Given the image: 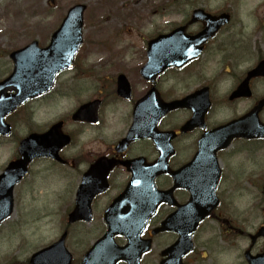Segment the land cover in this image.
Here are the masks:
<instances>
[{"label": "flooded vegetation", "instance_id": "flooded-vegetation-1", "mask_svg": "<svg viewBox=\"0 0 264 264\" xmlns=\"http://www.w3.org/2000/svg\"><path fill=\"white\" fill-rule=\"evenodd\" d=\"M216 5L215 0H168V5L164 0H144L147 24L124 42L118 40L120 35L129 36L131 29L117 28L109 35L99 31L92 42H86L87 23L83 21L82 44L72 65L56 73L46 94L5 117L10 128L25 120L29 129H34L39 121L32 104L46 101L53 108L69 96L75 99L71 109L51 117L46 129L60 124L69 138L58 152L61 160L41 158L32 162L44 161L59 174L67 173V186L72 183L75 187L61 227L72 264H80L89 247L80 240L69 245L70 229L105 225L106 210L133 175L138 183L143 182L149 166L158 160L161 170L154 180L155 188L172 192L157 207L142 239H150L152 245L159 235L175 239L177 235L172 232H152L190 201V191L201 190L204 184L207 189L217 177L218 206L207 220L210 232L215 228L227 250H241L238 264H252L264 254V204L240 211L234 202L235 196L253 187L246 177L264 175V138L234 137L228 148L215 155L211 153L213 139L201 141L214 130L228 132L230 129L224 128L246 117L264 98V25L245 24L237 14V7H245L240 0ZM227 7H232L235 14ZM171 8L179 20L167 24L165 18ZM256 23L254 19L252 24ZM56 30L50 32L47 45ZM85 45L88 50L82 54ZM8 75H0V81ZM220 84L226 85L224 90ZM172 103L175 108H167ZM248 119H243L239 128L247 131L246 125L249 129L252 124L254 128L247 133H258L257 123ZM258 119L264 124V107ZM213 156L218 160V171L210 168ZM17 158L16 147L12 160ZM188 165L190 169H186ZM174 173H178L176 188ZM80 187L99 193L91 199L89 222L69 224L67 215L75 206V192ZM250 218L259 220L258 225L253 226ZM78 242L81 251L77 253ZM196 262L194 253L184 258L185 264Z\"/></svg>", "mask_w": 264, "mask_h": 264}, {"label": "rangeland", "instance_id": "rangeland-1", "mask_svg": "<svg viewBox=\"0 0 264 264\" xmlns=\"http://www.w3.org/2000/svg\"><path fill=\"white\" fill-rule=\"evenodd\" d=\"M164 1L168 5V0ZM215 1L217 2L216 8L217 6L221 7L222 4L230 5L232 1L236 0ZM240 1L245 4V7H237L239 8L237 14L239 17H243L245 24L264 25V0ZM148 2L154 3L158 0H148ZM76 4L86 6L83 16L84 23L85 21L87 23L85 26L87 29L84 31L86 42H92L99 31H102L103 35H109L111 30L117 31V28L123 29V31L131 29L129 33L127 32L129 36L121 34L118 40L121 42L131 40L137 28L147 24L145 17L147 19L148 14L143 9L144 0H0V75L5 77L11 71L12 64L8 60V54L11 51L25 46L32 40H37L42 47L47 45L50 32L57 29L67 10ZM227 8L235 14L232 7ZM250 12L254 17L249 15ZM177 19L174 9L171 8L166 15V23L174 24L179 20ZM254 19L257 21L256 24H252ZM94 22L97 23L96 27H94ZM86 48L85 45L82 54L84 50H88ZM82 54L80 53L81 56ZM225 86V84L219 85L221 90H224ZM221 90L220 92H222ZM74 102L75 99L69 96L63 104L53 108L49 107L46 101L32 104L31 106L36 107L37 110L36 119L39 121V126L35 128L31 126L34 129H29L28 122L19 121L16 122L17 125L12 126V133L9 137H0V172L12 160L18 139L31 131L46 130L51 117L58 112L71 109ZM30 173L28 180L15 187L14 212L0 225V264H26V260L33 252L59 238L62 233L61 227L63 228L65 225L66 207L71 203L75 191L72 183L67 186L68 180L65 179L67 173H61L62 176L44 161L35 163L31 167ZM247 179L252 182L253 187L251 186L250 190L255 199H250L247 194L235 196L236 206L242 207L240 211L244 207L248 209L249 205L252 206L254 202L260 201L257 180H264V175L261 173L255 179ZM250 223L257 226L259 220L250 218ZM207 226L211 225L204 224L199 231V236L194 239L198 254L206 251V247L208 249L210 258L204 263L238 264L237 255L241 254V250L232 248L221 251L226 247L219 240L215 228L214 232L210 233L209 228L205 230ZM103 230V226L95 225L75 227L70 229L68 243L71 245L72 242L76 243L77 240H80L87 248L103 233ZM172 241L168 237L155 241L154 248L144 258L143 264H158L160 251ZM216 245L221 248L218 249ZM78 250L81 251L79 242L76 252Z\"/></svg>", "mask_w": 264, "mask_h": 264}, {"label": "water", "instance_id": "water-1", "mask_svg": "<svg viewBox=\"0 0 264 264\" xmlns=\"http://www.w3.org/2000/svg\"><path fill=\"white\" fill-rule=\"evenodd\" d=\"M84 9V6L77 5L68 11L59 29L53 34L49 46L39 48L37 42H32L10 54L13 72L0 84V135L10 132L9 126L4 123L7 114L25 101L47 92L55 74L71 65L72 58L81 44ZM7 91H13L14 94L8 95ZM262 105L264 101L258 109ZM261 131L264 137V126ZM65 140L58 127H55L44 134H32L20 142V158L11 162L0 175V222L12 213V189L14 184L26 175L29 162L38 157L55 158L56 152L66 143ZM225 144L223 142V147ZM159 169L158 163L150 166L143 182L138 183L136 178L133 179L126 190L114 200L105 213V234L84 255L81 264H116L119 261L139 264L140 256L150 247V241H140L139 236L159 203L168 195L158 192L153 186ZM92 196L94 193H85L83 188L79 189L75 208L68 216L69 223L80 219L89 220V202ZM209 196L206 200V193L204 196L200 191L193 193L192 199L184 207L191 223L186 225L188 227L184 230L177 229L180 238L166 250L165 254L169 259L161 264H181V258L191 249V234L216 205L213 191ZM166 225L169 224L164 223L162 231L169 228ZM115 236H123L127 244L124 247L117 246L114 242ZM64 238L65 235H62L57 243L34 254L30 264H70L71 256L63 248Z\"/></svg>", "mask_w": 264, "mask_h": 264}]
</instances>
